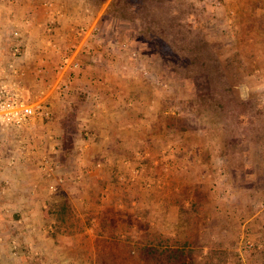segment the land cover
<instances>
[{"label": "rangeland", "instance_id": "374dc122", "mask_svg": "<svg viewBox=\"0 0 264 264\" xmlns=\"http://www.w3.org/2000/svg\"><path fill=\"white\" fill-rule=\"evenodd\" d=\"M15 1L25 17L12 14L0 26L2 59L9 58L16 45L22 57L34 39L32 33L29 35V29L34 27V0ZM36 1L47 3L46 7L48 3L55 4L54 0ZM56 2L81 6L77 18L71 20L73 31L67 38L66 51L59 56L58 67L65 66L68 55L73 54L81 40L90 52L91 46L100 45L106 54L120 61V73L125 74L122 78H133L137 96L144 94L140 102L151 103L140 119L154 125L155 133L150 137L141 131L135 140V175L128 185L133 188L129 195L140 189L153 194L158 210L139 211L134 216L139 221L127 218L122 232L129 233L133 243L130 238L128 243L127 239L117 244L100 242L101 251L109 252L104 261L165 264L164 255L147 257L138 249L146 245L149 248H143L147 251H163L168 240L169 244L189 243L191 254L183 258L186 263L192 257L194 264H264V0ZM6 3L0 0L4 7L9 6ZM73 64L75 69L81 66ZM81 95L80 90L75 92L78 102L72 103L74 116L69 117L73 124L77 123L74 117L82 103ZM36 96L33 92L32 100L40 104L35 102ZM157 125H164L165 132L157 131ZM30 127L16 133V129L0 128V201L4 203L8 193L11 197L18 188L27 195L24 203L31 202L32 191L26 190L34 182V162L23 161L26 146L21 135L28 133ZM72 132L78 135L77 131H69L64 142L68 159L57 161L62 167L58 171L63 172L61 187L79 190L82 184L86 185L90 189L89 206L96 208L99 181L94 175L91 179L84 177L86 173L78 175L79 149L73 145ZM79 134L82 135L81 130ZM157 152L162 162H148L149 154ZM94 156L95 151L89 158ZM45 164L38 166L43 180L48 178L42 169ZM126 185L123 182L121 186ZM70 190L67 191L72 199L56 191L44 200L48 209L56 210L61 202L72 207L73 215L66 213L63 222L48 213L54 227L58 226L53 232L55 264H93L84 249L91 244L79 235L91 221L89 216L76 218L77 210L71 201L78 202V196L71 195ZM160 202L167 204L166 208L178 207L174 223L164 220L167 211ZM13 213V209L8 213L11 218ZM106 215L115 221L118 214L107 211ZM129 223L132 226L127 230ZM134 225L138 227L133 231ZM62 236L71 239L66 241ZM155 237L166 241L144 244Z\"/></svg>", "mask_w": 264, "mask_h": 264}, {"label": "crops", "instance_id": "0c3cea01", "mask_svg": "<svg viewBox=\"0 0 264 264\" xmlns=\"http://www.w3.org/2000/svg\"><path fill=\"white\" fill-rule=\"evenodd\" d=\"M1 1L7 2L9 6L4 7L0 4V26L12 14L17 18L25 17L16 6L15 0ZM56 1L58 0H54L53 5L48 3L49 6L46 7L47 3L40 4L34 0V27L29 29L31 30L29 35L32 33L34 39L31 46L26 47V53L15 62L16 69L23 73L20 83L24 96L32 100L33 92L37 94L35 102H40V111L31 122L28 133L21 134L25 138L23 142L26 146L23 161L34 162V182L29 186L30 190H26L32 191L29 197L31 202L24 203L23 197L27 195L19 188L12 192L11 197L10 192L8 193L5 203L0 201L3 202L0 204V264H55L56 234L53 232L56 227L48 215L49 209L44 200L45 196L54 194L58 189L59 194L63 196L70 197L69 189L71 195L76 193L75 196H78V202L70 203L77 210L76 218L83 220L89 216L92 224L81 229L79 235L84 242L88 241L92 245L84 249H87L88 258L93 260V264L109 263L104 261V258L108 259L109 252L101 251L102 248L98 246L100 242L117 244L122 242L121 239H127L128 243L130 238L129 242L133 243L130 234L122 232V227L127 225V218L139 221V218L134 217L139 215V211L158 210L157 199L153 194H147L140 189L139 192L129 195L133 188L128 185L135 175L136 165L133 157L135 140L141 131H146L150 137L155 133L154 125L147 123L148 120L145 122L140 119L147 112L145 107H150L151 103L140 102L144 94L137 96L138 88L133 78L131 76L122 78L125 74L120 73V61L117 62L112 54H106L105 48L100 45L91 46L90 52L83 46L81 40L73 54L68 55L64 68L60 70L59 56L63 54L64 49L66 51L67 38L73 31L71 20L74 16L77 18L76 13L79 15L77 11L81 6L69 2L66 6L59 5L61 3ZM2 49L0 46V60H4L3 63L0 62V77L7 63H12L9 59L11 56L2 59ZM73 62L80 63L81 68L75 69ZM65 86L68 89H64ZM77 90L82 93V103L78 115L74 117L77 123L73 124L69 117L74 116L72 112L75 109L72 103L78 102L75 96ZM85 92H88L86 96ZM84 97L88 101H85ZM155 127L157 131L166 130L164 125L161 128L160 125ZM80 130L82 135L79 134ZM69 131L78 132V135L72 132L73 145L79 149L76 156L79 158L78 175L83 176L82 174L86 173L84 177L88 176V179L94 175L99 181L96 208L89 206L90 189L86 185L82 184L79 190L69 186L61 187L64 180L61 176L63 172L58 171L62 169L58 162L63 163L68 159V150L64 142L69 137ZM143 144L145 145V142ZM94 151L95 156L89 158ZM157 155L158 152L156 155L149 154L148 162L161 163V159H158L160 155ZM43 162L52 167L51 170L47 167L42 168L48 177L46 180H43V172L38 167L42 166ZM123 182L127 184L125 188L121 186ZM50 184L55 188L54 192L50 191ZM2 193L5 194V190ZM160 204L164 205L167 211L164 220L168 219L170 223H174L178 207L166 208L167 204L162 202ZM12 209L15 211L14 218L8 214ZM93 210L95 212H92ZM107 211L118 214V222H115L117 219L115 221L108 219ZM128 226L127 230L132 224L129 223ZM137 227L134 225L132 230ZM61 238L66 241L67 238L71 239L66 236ZM110 249L114 251L113 248Z\"/></svg>", "mask_w": 264, "mask_h": 264}, {"label": "built area", "instance_id": "2783aa9c", "mask_svg": "<svg viewBox=\"0 0 264 264\" xmlns=\"http://www.w3.org/2000/svg\"><path fill=\"white\" fill-rule=\"evenodd\" d=\"M21 56L19 46L16 45L11 52V62L2 70L0 77V128L8 131L10 128L23 130L31 126V122L40 111V104H35L33 100H28L23 94L20 81L23 73L16 69L15 62ZM75 67V64H73ZM62 67V68H61ZM60 70L64 68V65ZM67 86H65V89ZM47 116V114H45ZM49 170L51 165L45 164ZM52 192L55 191L50 186Z\"/></svg>", "mask_w": 264, "mask_h": 264}, {"label": "trees", "instance_id": "16d2710c", "mask_svg": "<svg viewBox=\"0 0 264 264\" xmlns=\"http://www.w3.org/2000/svg\"><path fill=\"white\" fill-rule=\"evenodd\" d=\"M103 2L104 0H99V2ZM98 2V4H99ZM49 213L50 215H56L58 216V219H60L62 222L64 221V218L66 216V213H68L67 215H73L72 214V207L65 202H61L58 206V208L55 210L54 207L51 209H49ZM56 229H58V226L56 227ZM160 241L161 244L165 243V239L161 240V238L159 237H155V239L149 240V241H145L144 244H149V242H154V241ZM173 244H169V241L167 240V243L165 244L164 250L161 251L162 249H150V250H146L143 247L149 248V246L144 245L138 249V253L139 254H143L146 255L147 257L150 255H155V254H160V255H164L163 259L165 261V264H194L195 262L192 259V255L190 256L191 258H189L188 262H184L183 258L187 257V253H189V255L191 254L190 252V247H189V243L188 242H183L181 244H178L176 241H172ZM124 243V242H123ZM147 251V252H145ZM155 252V253H154ZM141 256V255H140Z\"/></svg>", "mask_w": 264, "mask_h": 264}]
</instances>
